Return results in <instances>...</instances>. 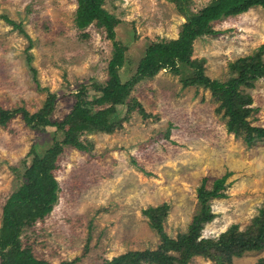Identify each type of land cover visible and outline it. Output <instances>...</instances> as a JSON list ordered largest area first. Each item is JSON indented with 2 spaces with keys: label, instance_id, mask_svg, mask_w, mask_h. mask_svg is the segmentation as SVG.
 I'll use <instances>...</instances> for the list:
<instances>
[{
  "label": "rangeland",
  "instance_id": "1",
  "mask_svg": "<svg viewBox=\"0 0 264 264\" xmlns=\"http://www.w3.org/2000/svg\"><path fill=\"white\" fill-rule=\"evenodd\" d=\"M211 1L105 0L104 8L121 21L116 40L126 46L122 81L146 70L139 63L150 44L177 39L187 18ZM77 8V0H0V110L33 114L51 92L58 96L51 119L60 122L83 85L94 96L93 83L109 84L114 41L96 23L78 28ZM212 30L195 40L191 59L220 85L236 75L232 65L240 58L263 51L264 59L263 7L223 17ZM182 68L180 74L163 69L138 80L127 101L135 105L118 107L114 130L83 135L87 151L65 148L55 170L58 202L20 237L38 259L104 264L127 253L156 251L163 238L144 211L167 204L160 214L163 231L178 240L200 214L203 179L212 189L229 173L226 196L209 200L214 217L197 238L222 247H204L187 264H264V141L248 145L244 130L229 132L221 101L207 88L185 86L189 71ZM253 83L241 89L253 100L248 120L264 126V78ZM55 129H33L21 113L0 125V228L7 199L24 182L30 152L43 154ZM256 242L258 248L249 247ZM168 254L181 262L179 251Z\"/></svg>",
  "mask_w": 264,
  "mask_h": 264
},
{
  "label": "trees",
  "instance_id": "2",
  "mask_svg": "<svg viewBox=\"0 0 264 264\" xmlns=\"http://www.w3.org/2000/svg\"><path fill=\"white\" fill-rule=\"evenodd\" d=\"M76 24L80 29H86L93 23L105 29L109 39L114 41V54L108 65L110 75L109 84L93 83L96 89L94 96H90L88 85H83L75 93L76 102L71 112L60 122L51 119L58 96L56 93H48L43 107L31 114L25 108L15 110H0V125L6 126L17 114L21 113L25 123L37 130H47L55 127L50 146L39 154L32 150L33 155L30 166L23 174L24 182L7 199L3 207L2 226L0 228V264H53L44 259H38L32 250L24 247L21 241L22 230L27 225H33L38 219H43L54 209L59 200L60 184L56 178L55 170L58 168V160L67 146L78 150L87 151L82 136L93 132H111L116 127L119 119L118 107L126 105L129 96L138 80L144 77H152L163 69H170L180 74L182 67H186L189 74L184 77L185 86H201L212 91L215 98L221 101L225 115L229 117L227 128L229 132L247 133L245 140L248 145L257 141H264V126H254L248 117L253 110L250 105L252 98L241 92L242 86H253V80L264 78V59L261 52L255 56L240 58L232 67L236 75L225 85L213 80L191 59L194 42L204 34H212V23L222 19L239 15L251 8L261 6L264 8V0H212L199 12L187 18L183 29L177 39L150 44L139 63V69L146 68L142 73H137L130 80L123 82L120 70L125 66L126 46L116 40V28L121 21L104 8L105 0H77ZM5 19L14 26L17 24ZM31 58H29V62ZM34 73L36 74L35 69ZM245 100V101H244ZM132 101V100H131ZM127 103L131 108L135 103ZM135 101V99H133ZM136 102V101H135ZM73 123L77 130L66 128ZM60 136V138H59ZM229 173L216 179L213 188L208 189V180L203 179L198 189V197L202 203L200 214L195 217L190 232L178 240L171 239L163 231L160 214L168 208H150L144 211L153 216L154 228L163 238V243L156 251L146 250L132 252L105 261L104 264H187L191 256L201 253L205 248L222 247L221 243L211 244V241L197 243V238L204 225L213 219L208 204L211 198L225 197L226 181ZM264 214V210L262 211ZM259 222V219H256ZM263 226V225H261ZM263 236V234H262ZM227 251L233 250L232 245L223 243ZM205 247V248H204ZM249 247L258 248V242ZM170 249L179 251L181 262L168 254ZM238 255H240L238 253ZM60 264H77L76 260L63 261Z\"/></svg>",
  "mask_w": 264,
  "mask_h": 264
}]
</instances>
